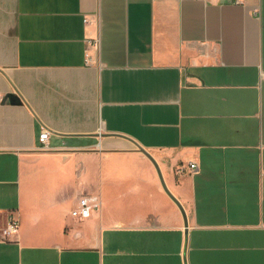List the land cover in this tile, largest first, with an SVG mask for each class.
Returning a JSON list of instances; mask_svg holds the SVG:
<instances>
[{
	"label": "crops",
	"instance_id": "1",
	"mask_svg": "<svg viewBox=\"0 0 264 264\" xmlns=\"http://www.w3.org/2000/svg\"><path fill=\"white\" fill-rule=\"evenodd\" d=\"M0 264H264V0H0Z\"/></svg>",
	"mask_w": 264,
	"mask_h": 264
},
{
	"label": "built area",
	"instance_id": "2",
	"mask_svg": "<svg viewBox=\"0 0 264 264\" xmlns=\"http://www.w3.org/2000/svg\"><path fill=\"white\" fill-rule=\"evenodd\" d=\"M208 2L216 3H234V4H244L248 0H204ZM84 21L87 22L88 18L85 17ZM96 44V42H94ZM87 62L89 60H86ZM49 130L43 128L39 134L40 148H48L47 138ZM199 166L195 161H189L186 165H181L178 168V171L188 170L190 173L198 171ZM101 205L100 199L97 195H82L77 198L76 204L71 208L70 213L77 218H86L91 215L94 210H99ZM18 222L17 219L13 216H10L7 220L6 226L3 228L2 232L5 237L10 234L17 232Z\"/></svg>",
	"mask_w": 264,
	"mask_h": 264
},
{
	"label": "water",
	"instance_id": "3",
	"mask_svg": "<svg viewBox=\"0 0 264 264\" xmlns=\"http://www.w3.org/2000/svg\"><path fill=\"white\" fill-rule=\"evenodd\" d=\"M8 98L10 101H13V102H17L19 101V98L16 94H10V95H7L4 97V100ZM139 149L144 152L148 157L149 159L153 162V164L155 165L156 169H157V172H158V175H159V178L161 180V183L163 185V188L165 189V191L171 196V198H173V200L178 204V206L180 207L181 209V212L183 214V218H184V223L185 225H187V219H186V215H185V212L183 210V207L181 206L180 202L169 192L165 182H164V179H163V176L161 174V171H160V168H159V165L157 164L156 160L154 159V157L147 151L145 150L143 147L141 146H138Z\"/></svg>",
	"mask_w": 264,
	"mask_h": 264
}]
</instances>
